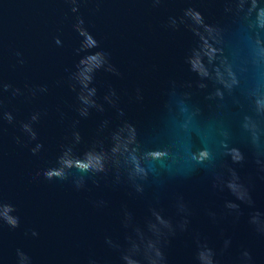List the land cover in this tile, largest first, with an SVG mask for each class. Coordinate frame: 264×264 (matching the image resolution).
Instances as JSON below:
<instances>
[{"label": "water", "instance_id": "95a60500", "mask_svg": "<svg viewBox=\"0 0 264 264\" xmlns=\"http://www.w3.org/2000/svg\"><path fill=\"white\" fill-rule=\"evenodd\" d=\"M0 264H264V0H0Z\"/></svg>", "mask_w": 264, "mask_h": 264}, {"label": "clouds", "instance_id": "9594fccd", "mask_svg": "<svg viewBox=\"0 0 264 264\" xmlns=\"http://www.w3.org/2000/svg\"><path fill=\"white\" fill-rule=\"evenodd\" d=\"M71 2L75 5L76 0H71ZM78 9L77 7L72 8V12H77ZM75 30L76 32L80 35V37L84 38L81 40V46L78 51L86 53L85 56L79 61V65L77 67V71L75 72L73 79L76 81L77 84H80L81 87H85V85L82 84L80 80V75H81V69L89 64V63H94L98 61V59L101 57V53H90V49L94 47H98L97 41L94 39V37L87 32V30L83 27V20H78L77 24L75 25ZM61 41L59 39L56 40V44L60 45ZM98 67L99 64H96ZM94 70V69H89V71ZM89 83H91V78L89 77ZM43 90V89H42ZM95 89L91 90V93H94ZM90 93V94H91ZM78 99L81 104H87V101L84 99L83 94H79ZM79 114L81 117H87L88 116V111L87 108L80 107L79 108ZM38 117L33 116L32 121L35 122L37 121ZM9 122H11V117H8ZM23 130L30 136L31 140H36L37 139V134L33 130L31 124H24ZM74 140L76 144H78L81 140V135L79 132H74L73 133ZM42 148L41 144H37L35 148L32 149L33 154H37L40 149ZM91 153H85L84 157H78L74 154V146H67L63 150L62 154L57 160V167L50 168L46 170L43 175L46 180L52 181V180H65L68 178V174L75 170L79 173H91V174H98V173H104L105 172V167L103 163L99 167H92L89 166L85 163V161L90 157ZM206 156V154H205ZM77 188H80L83 186V180H79L76 182ZM231 187V185H230ZM8 223L12 227H17L18 223L15 220H9ZM247 255V254H245ZM156 256L160 258V260L163 259L162 253L157 252Z\"/></svg>", "mask_w": 264, "mask_h": 264}]
</instances>
